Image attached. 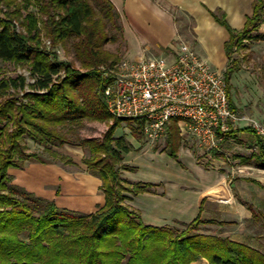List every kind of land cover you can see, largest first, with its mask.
Masks as SVG:
<instances>
[{
    "label": "trees",
    "instance_id": "1",
    "mask_svg": "<svg viewBox=\"0 0 264 264\" xmlns=\"http://www.w3.org/2000/svg\"><path fill=\"white\" fill-rule=\"evenodd\" d=\"M102 13L98 16L88 0H0V61L26 63L33 81L25 83L22 76L8 79L0 87L22 90L28 86L27 103L7 100L0 103V264H192L205 260L208 264H264V252L247 243L236 242L228 237L205 234L198 230L204 222L197 216L188 223L173 226H153L142 222L139 214L123 204L132 196L148 191L149 185L130 183L120 177L119 165L122 154L132 150L124 137H114V130L129 119L113 118L101 99V80L94 72L80 73L63 62H56L54 54L41 47L40 33L52 41L77 38L75 52L81 66L95 68L107 63L99 46L106 39L105 20L119 19L108 0H100ZM35 6L36 13L28 11ZM24 12V13H23ZM44 17L40 21L38 16ZM104 17V18H103ZM216 23L228 32L224 44L228 65L223 76L230 106V78L238 66L232 58L233 48L239 46L243 37L264 23V0H255L252 14L246 18L241 30L232 29L223 16H213ZM14 22L20 27L16 30ZM41 25L42 28L39 26ZM260 35L251 36L253 40ZM63 71L60 81L52 76ZM83 81V94L75 92L76 83ZM95 91L99 102L88 101ZM81 91V90H80ZM85 97L84 103H81ZM17 106H16V105ZM109 121L100 139L85 138L77 144L87 149L89 156L82 163L101 180L104 204L93 214L58 208L53 201L34 196L10 184L7 170L19 167L13 159L21 151L18 139L25 133L39 144L61 140L59 128L68 123L81 122L83 118ZM176 119L168 126L169 134L176 132ZM13 125L8 131L7 126ZM130 126L132 136L139 138L140 123ZM258 145L254 159L264 165V149L254 130ZM226 137H235L228 133ZM168 137V142L171 140ZM172 143V144H171ZM170 143L168 154L175 157V147ZM52 156L64 157L51 151ZM43 160L30 154L25 160ZM70 163V160H66Z\"/></svg>",
    "mask_w": 264,
    "mask_h": 264
},
{
    "label": "crops",
    "instance_id": "2",
    "mask_svg": "<svg viewBox=\"0 0 264 264\" xmlns=\"http://www.w3.org/2000/svg\"><path fill=\"white\" fill-rule=\"evenodd\" d=\"M108 1L119 15L122 39L126 45L125 58L169 56L175 53L177 41H183L215 71L222 73L228 62L224 50L228 32L216 23L213 16H223L232 29L241 30L246 18L252 14L255 3V0ZM170 9H173L174 14ZM184 19L190 20L189 26L185 27ZM253 33L262 37L252 39L249 50L259 68L264 69V23H260ZM142 35H151L149 42L146 43L147 39H143ZM230 99L233 108L238 111L240 106L232 97ZM170 123L164 134L156 140L163 143L156 151L148 144H139L138 138L132 135L123 136L132 150L122 154L120 177L130 183L149 185L148 191L129 196L125 200L127 207L139 214L143 223L153 226L188 223L203 214L206 204H212L218 213L232 212L234 218L249 219L251 212L246 203L256 197L264 199V181L249 177L229 183L226 169L204 166L210 161L205 159L200 164L194 157L184 153L179 138L190 135L180 128L178 122L176 132L170 135ZM238 126L236 132L250 133L244 131L247 128L245 122ZM118 130H114V137H119ZM169 136L172 138L170 142ZM250 138L251 146L258 149L253 133H250ZM171 142L175 147V157L168 154ZM82 148L79 145H67L63 152L54 150L62 157H68V164L46 159L43 162L24 160L19 167L8 168L10 184L36 197L53 201L58 208L93 214L103 206L104 194L99 188L100 178L82 163V159L89 156L87 149ZM131 152L135 153V157L128 160L127 156ZM232 240L242 243L237 239Z\"/></svg>",
    "mask_w": 264,
    "mask_h": 264
},
{
    "label": "rangeland",
    "instance_id": "3",
    "mask_svg": "<svg viewBox=\"0 0 264 264\" xmlns=\"http://www.w3.org/2000/svg\"><path fill=\"white\" fill-rule=\"evenodd\" d=\"M88 1L98 16L104 15L102 13V10L104 11V9L101 8L103 3H101L100 0ZM28 11L33 13L37 12L35 6H29ZM169 11L174 14L173 9H170ZM38 18L40 21L44 19L41 15H39ZM104 20V32L106 33V39L99 46V50L104 56H109L106 59L107 63L102 64L108 65V63H116L120 59L125 58L126 45L122 39L119 19L112 22L108 21L106 18H104ZM184 21L185 27L189 26L190 20L184 19ZM14 25L16 30H20L17 22H14ZM39 27L42 28L41 25ZM254 34L255 33L252 32L248 36L243 37L239 46L233 48L234 53L232 58H236L238 60L239 72L236 71L232 74L230 79V94L235 102L240 106L237 111L240 115H250L249 117L253 116L251 118L257 120L261 125H264V69L259 68L257 61L252 59V51L249 50V46L252 44L251 36ZM150 36L151 35H142V38L147 39L145 40L147 43L149 42L148 39ZM77 41L78 39L74 37H69L64 41H52L48 38V36L46 37V35H44L43 30L40 33L41 47L45 51L54 54V57H51L50 59H53L56 62H63L64 64L69 65L71 69L77 70L80 73L87 71L96 73L99 71L98 67L85 69L81 66L80 61H78L75 52V44ZM227 65L228 62L226 67ZM63 75V71H60L57 75L52 76V79L54 81H56V79L57 81H60ZM18 76H22L25 79L26 84L33 81L28 64L14 62L5 63V61H0V84L6 80L8 81V79L18 78ZM75 86L78 87L75 92L83 94L85 90V83H83V81H78ZM25 92H30L28 86H25L22 90L14 89L12 87H0V103L16 99L20 103H27L29 101V97H24L23 94ZM81 99V103H84L83 99H85V97H82L81 95ZM88 101H92V103L99 102L95 91L92 90V92H90ZM110 122L111 120H93L85 117L81 119V122L65 124L62 128H59V133L62 138L61 140L65 142L64 145H58V140L55 139L39 144L34 141L29 134H27L30 129H28L27 126L22 125L23 130L26 132L23 133L20 139H18L21 151L20 153H14L13 159L15 160V163L21 165L28 155L33 154L42 160L60 161L52 156L51 151L56 152L54 150L57 149L59 152H63L67 145L78 146L75 144L85 138L100 139L103 133L107 130ZM135 125V121L125 120L120 123L117 134L122 137H129L131 136L129 127H135ZM13 128L14 127L11 123L7 126L8 131ZM135 139L137 138L135 137ZM137 140L141 145L148 144L153 151H156L163 146L162 142H148L142 134ZM250 140V133L243 134L236 132L235 137L224 139L219 144L218 151L211 152H206L200 148L191 136H183L182 139L179 138V143L181 148L184 150V153L194 157L198 163L201 164L205 159H207L210 163L215 162V164L206 162V165L204 163V166H211L216 169H226L228 180L230 181L229 183H237L239 178L249 177L264 181V166L259 165L254 159V154L257 152V149L251 146ZM82 149L85 150L84 148ZM63 157L64 160L60 162L68 164L66 163V160L70 159L66 156ZM134 157L135 153L131 152V154L127 156V159L133 160ZM160 160L162 161V159ZM122 194L126 196V198L132 196L128 192H124ZM253 199V203H249V201L246 203L247 207H250L251 212L250 218L246 220L243 218L240 219L239 217L234 218L232 212H227V214L218 213L212 204L204 205L203 214L200 215V219L204 223L199 225L198 230L205 234H215L224 238L228 237L230 239H237L264 252V199L257 197ZM125 200H123L124 205H126ZM172 226L178 229H183V227H181L178 223H174ZM195 264L208 263L205 260H201Z\"/></svg>",
    "mask_w": 264,
    "mask_h": 264
},
{
    "label": "built area",
    "instance_id": "4",
    "mask_svg": "<svg viewBox=\"0 0 264 264\" xmlns=\"http://www.w3.org/2000/svg\"><path fill=\"white\" fill-rule=\"evenodd\" d=\"M101 99L113 118L140 123L150 142L158 140L176 119L206 152L218 151L239 124L254 130L264 149V125L230 106L223 73L215 71L185 42L174 54L122 58L100 66Z\"/></svg>",
    "mask_w": 264,
    "mask_h": 264
}]
</instances>
